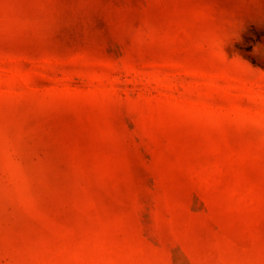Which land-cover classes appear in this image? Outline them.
Wrapping results in <instances>:
<instances>
[{
  "label": "rangeland",
  "instance_id": "1",
  "mask_svg": "<svg viewBox=\"0 0 264 264\" xmlns=\"http://www.w3.org/2000/svg\"><path fill=\"white\" fill-rule=\"evenodd\" d=\"M0 264H264V0H0Z\"/></svg>",
  "mask_w": 264,
  "mask_h": 264
}]
</instances>
